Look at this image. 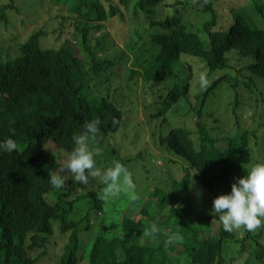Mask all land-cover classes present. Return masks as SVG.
Returning a JSON list of instances; mask_svg holds the SVG:
<instances>
[{"label": "trees", "instance_id": "trees-1", "mask_svg": "<svg viewBox=\"0 0 264 264\" xmlns=\"http://www.w3.org/2000/svg\"><path fill=\"white\" fill-rule=\"evenodd\" d=\"M130 1L120 0L126 6ZM221 1L133 0L136 13L152 18V53L145 78L150 81L154 65L155 79L163 86L156 93L158 110L152 116L157 123L151 132L158 138L157 145L172 154L174 176L166 173L170 189L150 188L139 217H128L123 211L110 224L103 220L88 252L89 243L83 236L90 233L91 226L82 229L80 220L69 217L83 199L92 197L98 210L106 209L109 201L91 194L73 196L69 185L75 181L62 166L76 147L74 135L84 132L86 121H101L96 138L86 141L88 149L99 146V136L116 133L125 123L121 108L100 91L95 93L98 86L114 77V64L123 55L100 59L89 44L92 28L100 29L106 19L124 14L113 0H35L38 11L27 20L22 15V0H0V141L12 138L17 145L11 153L0 152V264H246L253 250L264 264V226L252 232L243 227L227 232L212 210L200 211L194 205L207 206L206 198H212L206 197L203 188L213 196L229 193L236 178L250 171L253 166L246 163V156L251 142L254 144L251 132L244 130L238 138L214 135L200 120L195 139L186 124L190 121L175 124L180 122L181 110L195 113L194 118L203 117L209 91L227 75L208 79L228 67L236 72L231 54L238 60L236 74L244 78V88L253 93L264 78V26L255 25L233 0L223 11ZM248 2L252 14L264 21V0ZM61 19L76 25L71 38L65 35ZM9 29L11 34L6 33ZM202 33L209 36L210 48ZM74 42L90 59L81 55ZM190 55L201 57L207 68L197 88L200 105L193 104L190 97L195 65L180 61ZM177 62H183L181 72ZM136 73L132 71L131 76ZM181 99L189 102L188 107L169 113ZM239 100L233 106L236 117ZM113 118L117 123L113 124ZM110 155L107 150L97 152L94 159L98 163ZM139 155L145 160L143 152ZM119 159L110 164L114 166ZM121 159L130 173L129 164L136 159ZM53 175L63 178V188L51 185ZM192 190L202 198L196 200ZM49 194L56 198L50 200ZM155 200L159 207L152 209ZM138 201L142 198L137 192L132 203ZM160 221L169 229L168 236L179 232L182 239L167 246L150 240L153 223L159 228ZM55 226L62 234L71 233L69 243L57 261L42 263L48 258L45 246ZM107 228L112 235L104 234ZM130 233L136 240L127 237ZM233 243L239 244V253L229 259L226 250Z\"/></svg>", "mask_w": 264, "mask_h": 264}, {"label": "rangeland", "instance_id": "rangeland-1", "mask_svg": "<svg viewBox=\"0 0 264 264\" xmlns=\"http://www.w3.org/2000/svg\"><path fill=\"white\" fill-rule=\"evenodd\" d=\"M22 1L24 4L22 15L27 20L33 19L38 11V4L35 5V0ZM230 1L231 0H222L220 2L223 11L228 10ZM233 1L235 6L250 15L255 25L258 27L264 26V21L255 17L250 11V3L248 0ZM113 2L122 10L124 17L120 15H116L115 17L109 16L112 18L106 19L103 27H100V29L92 28L89 32V44L96 51L100 59L107 57L117 58L123 55V58L114 64V77H110L107 84L102 83L98 86L95 89V93L100 91V95L108 97L111 101L116 103L124 113L125 123L120 127L118 132L99 136V146L95 145L92 149L88 150L94 155L97 152L102 153L106 150L111 154L110 156H106L105 160L101 159L100 162L96 163L97 166H99V168H96L100 169L102 174L107 168L113 167L110 163L117 160L119 156V162L122 160L121 158H135V162L129 164V170L135 184V189L129 190L127 193L121 192L120 195L115 198L105 197L108 198L109 201L106 209L102 208L98 210L92 197L83 199L77 204L69 220H80L82 229L91 226L90 233L83 236L85 241L89 243L88 252L92 248V242L96 235L101 232L98 229L103 220L108 223H111L112 220H118L120 213L123 211H125L128 217H139V212L146 201V197L151 193V189L156 186L170 189L171 180H168V174L166 173H170L171 175V164L174 160L172 154L167 151L164 146L157 145L158 142H156V140H158V138L153 136L151 132V127H155L157 123V118L152 116V114L158 110L155 104L157 101L156 93L158 89L163 86L161 80L155 79L156 69L154 65L150 68L152 73L148 78L150 81L148 82L145 78V72L151 61L150 54L152 53V49H150L152 45L150 33L154 31V27L151 25L152 18L146 19L141 12L136 13L133 0L130 1L128 6L121 3L120 0H113ZM63 9L66 10L68 8L64 7ZM191 14L197 15L195 10H191ZM61 22L65 35H70L69 37L71 38V33L76 30V25L72 24L69 19H61ZM94 23H96V21ZM18 26L20 27V24H18ZM57 27H60L59 22ZM11 31L9 29L6 33L11 34ZM16 33L18 34L17 31ZM201 35L207 48H210L211 41L207 33H202ZM73 44H76L78 51L84 58L90 59L88 53L81 52L77 43L74 42ZM230 57L231 63L237 66V72L239 68V63H237L238 60L235 58V54H231ZM186 60H189L195 65L196 71L195 79L192 83L191 101L193 104L198 103L200 105L202 99H197V94L199 92L197 88L203 82L207 68L203 65L204 61L201 57L190 55L183 57L180 61ZM179 64L182 66L183 62H177L176 67L178 70H180ZM183 68L184 66L181 67L180 72ZM231 70L228 67L225 70L212 74L211 78L209 77L210 79L208 80L214 81L213 78L218 79L224 74L227 75L225 79L218 80L215 88L209 91L202 118H194L196 116L195 113L189 112L188 110H181L180 122H176L175 124L181 123L182 121H190L186 124L194 132L193 136L195 139L199 136L197 123L200 120L205 122L206 127L214 135L218 134L225 137L231 136L233 138H238L242 135L244 130L251 132L254 144L251 142L252 146L249 155L246 156V163L254 166L253 162H256L255 165L264 163V78L260 84H257V88L255 87L252 93L247 87H243L242 80L244 78L242 79L241 74H236L234 69ZM132 71L138 73L131 76ZM103 75L102 73V78L104 79L105 76ZM109 76H111V74ZM240 80L241 83L238 84ZM170 83L171 80L167 81V84ZM235 84L238 86H233ZM205 90L206 87L203 88L202 93ZM237 98L240 99L237 106L238 117L235 116L233 111V106L236 105ZM188 105L189 102L187 100L181 99L177 105L172 107L168 112H174L176 109L188 107ZM255 136L257 137L256 139ZM221 144L223 145V143ZM141 152H143V158H145V160L138 157ZM172 172L175 174V170ZM172 176L174 175H171V177ZM69 186L73 188V196L85 195V197L88 196V194H91V196L98 195L103 197L106 188L102 180V175L93 178L90 177V181L87 185L74 182L73 185ZM137 192L142 198V201L132 203ZM195 192L196 191H193L192 196H195L196 200H200L202 197L199 195L196 196ZM203 192L206 197L207 194L209 197H212L211 199L209 198V201L208 198H206L207 206L198 202H194V205L199 206L200 211L205 210L204 208L212 210L213 200L217 196H213L209 190L204 188ZM48 198L54 200L56 195L49 194ZM158 207L159 203L155 200L152 209ZM158 225L159 232L156 236L151 235L149 239L153 240V242L155 241L156 244L159 242L165 244L169 229L164 227L161 221ZM104 234L110 236L113 232L107 228L104 230ZM70 236L71 233L62 234L58 226H55V233L49 236V240L45 246L49 253L48 258L45 257L42 263L57 261L58 258L62 256L65 246L69 243ZM127 237L132 241L136 240V235L133 233L128 234ZM238 250V243L230 245L226 250V253H228L227 258L232 259L234 254L239 253ZM178 252H180V248L177 253ZM246 264H262L257 259L255 250H253L246 259Z\"/></svg>", "mask_w": 264, "mask_h": 264}, {"label": "clouds", "instance_id": "clouds-1", "mask_svg": "<svg viewBox=\"0 0 264 264\" xmlns=\"http://www.w3.org/2000/svg\"><path fill=\"white\" fill-rule=\"evenodd\" d=\"M99 119L86 121L84 132L74 135L73 140L76 147L72 150L67 162L62 166V171L71 174L75 182L87 185L90 177L102 175V180L106 185L105 197H118L121 192L127 193L135 189L132 176L127 168L120 162H115L113 167L107 168L103 174L95 167L94 154L88 150L86 141L94 140L100 131ZM117 123L113 118V124ZM14 134V130H13ZM17 145L12 138L0 141V152H13ZM51 185L60 189L64 186L61 176L50 177ZM214 218L218 217L223 228L227 232L234 229L245 228L252 232L264 226V163L254 165L247 174L237 177L231 186L229 193L220 194L213 200L212 213ZM159 232V228L153 223L150 235ZM182 239L179 232L168 236L165 245H170Z\"/></svg>", "mask_w": 264, "mask_h": 264}]
</instances>
